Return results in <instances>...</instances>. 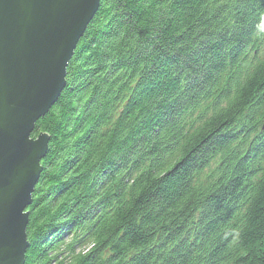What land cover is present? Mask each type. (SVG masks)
I'll use <instances>...</instances> for the list:
<instances>
[{"label": "trees", "instance_id": "16d2710c", "mask_svg": "<svg viewBox=\"0 0 264 264\" xmlns=\"http://www.w3.org/2000/svg\"><path fill=\"white\" fill-rule=\"evenodd\" d=\"M264 0H100L49 137L24 264H264Z\"/></svg>", "mask_w": 264, "mask_h": 264}, {"label": "water", "instance_id": "95a60500", "mask_svg": "<svg viewBox=\"0 0 264 264\" xmlns=\"http://www.w3.org/2000/svg\"><path fill=\"white\" fill-rule=\"evenodd\" d=\"M100 0H0V264H24L32 193L49 137H31L66 86Z\"/></svg>", "mask_w": 264, "mask_h": 264}, {"label": "bare ground", "instance_id": "6f19581e", "mask_svg": "<svg viewBox=\"0 0 264 264\" xmlns=\"http://www.w3.org/2000/svg\"><path fill=\"white\" fill-rule=\"evenodd\" d=\"M99 5H100V1H99ZM98 8H99V7H98ZM95 14H96V13H95ZM92 19H93V18H92ZM87 26H88V25H87ZM83 35H84V34H83ZM82 37H83V36H82ZM82 37H81V38H82ZM81 38H80V39H81ZM78 42H79V41H78ZM77 45H78V43H77ZM77 45H76V47H77ZM75 49H76V48H75ZM74 51H75V50H74ZM73 54H74V53H73ZM72 57H73V55H72ZM72 57H71V59H72ZM71 59H70V60H71ZM46 153H47V152H46Z\"/></svg>", "mask_w": 264, "mask_h": 264}]
</instances>
